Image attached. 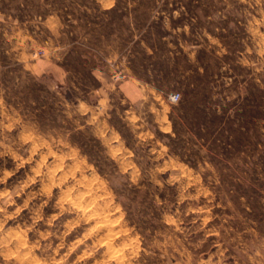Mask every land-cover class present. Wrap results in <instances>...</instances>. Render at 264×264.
I'll return each mask as SVG.
<instances>
[{
  "label": "rangeland",
  "instance_id": "374dc122",
  "mask_svg": "<svg viewBox=\"0 0 264 264\" xmlns=\"http://www.w3.org/2000/svg\"><path fill=\"white\" fill-rule=\"evenodd\" d=\"M0 264H264V0H0Z\"/></svg>",
  "mask_w": 264,
  "mask_h": 264
},
{
  "label": "built area",
  "instance_id": "2783aa9c",
  "mask_svg": "<svg viewBox=\"0 0 264 264\" xmlns=\"http://www.w3.org/2000/svg\"><path fill=\"white\" fill-rule=\"evenodd\" d=\"M169 100L172 103H178L181 100V94L179 92H174L170 94Z\"/></svg>",
  "mask_w": 264,
  "mask_h": 264
},
{
  "label": "bare ground",
  "instance_id": "6f19581e",
  "mask_svg": "<svg viewBox=\"0 0 264 264\" xmlns=\"http://www.w3.org/2000/svg\"><path fill=\"white\" fill-rule=\"evenodd\" d=\"M97 217V216H96ZM109 222V221H108ZM107 223V222H106ZM113 223H114V221H113ZM117 224V223H116ZM115 252V251H114Z\"/></svg>",
  "mask_w": 264,
  "mask_h": 264
}]
</instances>
